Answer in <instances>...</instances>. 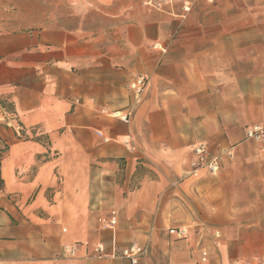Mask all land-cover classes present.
<instances>
[{
  "label": "crops",
  "instance_id": "0c3cea01",
  "mask_svg": "<svg viewBox=\"0 0 264 264\" xmlns=\"http://www.w3.org/2000/svg\"><path fill=\"white\" fill-rule=\"evenodd\" d=\"M182 2L157 13L183 19ZM138 3L65 0L64 19L24 29L0 22V264H126L94 249L102 244L110 255L148 237L146 264L159 250L163 264L243 260L233 238L203 241L221 236L216 224L238 197L222 161L217 176L192 170V146L218 155L238 127L264 125L248 124L264 115V88L247 82L244 90L208 92L207 70L222 62L190 48L192 38H165L164 21L144 24ZM137 74L146 86L134 104L129 83ZM128 111V123L109 115ZM249 154L223 162L235 167ZM111 211L116 225L106 229L100 219ZM170 228H185L184 237L173 234L184 240L164 242ZM71 247L73 255L64 251Z\"/></svg>",
  "mask_w": 264,
  "mask_h": 264
},
{
  "label": "rangeland",
  "instance_id": "374dc122",
  "mask_svg": "<svg viewBox=\"0 0 264 264\" xmlns=\"http://www.w3.org/2000/svg\"><path fill=\"white\" fill-rule=\"evenodd\" d=\"M185 1V0H183ZM190 9L185 18L178 19L157 12H150L138 3L139 14L144 24L150 21H164L165 38H192L195 42L190 48L199 50L206 48L210 57L222 62L217 71L208 68V92H230L231 88L244 90L247 82H253L259 91L264 88V0H187ZM0 22H7L20 28H34L42 24L46 17L64 19L65 0H0ZM94 25H101L97 18ZM172 23L180 26L174 31ZM97 31V30H95ZM144 31L148 33V30ZM162 49L158 46L156 49ZM221 74L218 78L215 75ZM145 76V75H144ZM214 79V80H213ZM212 88V91H210ZM261 101L255 105L260 106ZM255 109L254 112H256ZM201 111H191V118L200 117ZM259 113V112H258ZM256 113V120L250 123H262L263 113ZM248 127V126H247ZM246 127V128H247ZM244 126L237 128L238 137L229 142L225 149L217 154L225 170V180L232 196L238 200L229 206H224V217L216 224L221 230L218 238H203V241L215 242L217 246L222 239L237 241L242 249L245 261L261 264L264 259V163L257 157L255 141H244ZM226 139L228 136L225 135ZM194 144V143H193ZM250 153L249 160L240 159L238 166L223 162H232L241 153ZM230 153L232 156H230ZM229 154V155H228ZM242 157V156H241ZM108 217V216H107ZM102 219H106L104 216ZM208 221L206 222L207 225ZM102 224V223H101ZM166 235L169 244H178L175 235ZM148 252L150 239H146ZM202 241V242H203ZM193 248L191 247V250ZM149 254L151 264H163L164 255ZM147 252V253H148ZM263 264V263H262Z\"/></svg>",
  "mask_w": 264,
  "mask_h": 264
},
{
  "label": "built area",
  "instance_id": "2783aa9c",
  "mask_svg": "<svg viewBox=\"0 0 264 264\" xmlns=\"http://www.w3.org/2000/svg\"><path fill=\"white\" fill-rule=\"evenodd\" d=\"M176 0H141V5L150 12H164L168 8H171L175 4ZM190 2L185 0L182 2V10L184 13H187L190 9ZM157 48V45L154 46ZM163 51V49H159ZM146 86V77L143 74H137L133 77L131 82L129 83V91L132 93L134 104L139 103L142 94L144 93ZM0 110L3 113H6L3 106L0 104ZM112 117L119 119L124 123H128L131 111L126 113L122 112H114L109 114ZM96 136L103 142L109 143L110 137L104 135L102 131L96 130ZM245 140H252L256 143H259L260 150L264 156V125L261 124H253L249 125L244 132ZM126 149L135 150V147L131 144L130 141L125 142ZM192 152L195 159L191 163L192 170L194 172L199 170H205L211 176H217L220 173V157L219 155H212L209 152L208 146L206 144H194L192 146ZM229 155V154H228ZM230 156L233 157V155ZM100 223L106 229H113L116 225V213L115 211H111L106 219H100ZM170 234H175L178 237H184L187 234V230L185 228L173 229L170 228ZM69 255L74 254V248H65L64 250ZM95 256L99 259H114L119 258L126 261V264H146L143 259L148 252L147 243L143 245H139L137 243H131L130 245L124 247L119 252H112L110 255H106L104 253V248L102 244L97 245L94 249ZM207 257V252H201V261L205 262ZM228 264H254L250 261L245 260H234L229 262Z\"/></svg>",
  "mask_w": 264,
  "mask_h": 264
}]
</instances>
